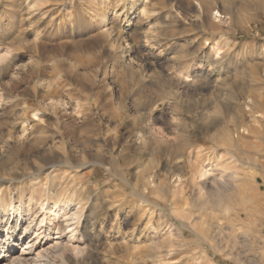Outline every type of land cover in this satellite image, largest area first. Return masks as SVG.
<instances>
[{"label": "rangeland", "instance_id": "rangeland-1", "mask_svg": "<svg viewBox=\"0 0 264 264\" xmlns=\"http://www.w3.org/2000/svg\"><path fill=\"white\" fill-rule=\"evenodd\" d=\"M140 5L0 0V50L16 56L0 76V174L59 165L7 182L1 197L39 201L55 179L80 208L88 250L70 264H264V0H149V21ZM118 40L131 46L132 70L110 44ZM170 74L208 83L187 88ZM253 114L259 127L243 132ZM147 123L191 144L178 148L180 163L173 142L136 143ZM150 181L163 183L161 195ZM53 232L37 244L51 245ZM59 256L44 259L62 264Z\"/></svg>", "mask_w": 264, "mask_h": 264}, {"label": "bare ground", "instance_id": "bare-ground-1", "mask_svg": "<svg viewBox=\"0 0 264 264\" xmlns=\"http://www.w3.org/2000/svg\"><path fill=\"white\" fill-rule=\"evenodd\" d=\"M150 5H153V4H151V2H150ZM200 8H202V6H200ZM151 11H152V13H154L153 12L154 9L151 10V8L149 7V0H141L140 13H139L140 18L143 17V19H144L146 17L144 20L149 21L150 18L152 17L151 15H153V14H151ZM217 14H219V12H217ZM198 16L199 17L201 16V9H198ZM198 27H200V25ZM146 35H145V37H147ZM119 37L122 38L121 36H119ZM151 39H147V41H146L145 44H148L149 43L152 46L153 45L155 46L157 44V42L156 43H152L154 40H151ZM145 40H146V38H145ZM115 41H117V40H115ZM125 41L127 43V40H125ZM125 41H122V43H120L119 40H118L117 43H114L113 42V43H110V44L113 45V47H115L117 50L119 49V51L122 53V55L119 58L122 59L123 66L126 69H128V70L129 69L132 70L134 68V65H133L134 58L133 57H130L129 58V61L128 62L126 61L127 60L126 59L127 58L126 57L127 56L126 54L130 51L131 46L130 47H125L127 45L126 44L124 46V43L123 42H125ZM2 52L3 51L0 50V76H1L2 73H4L5 71H7L11 67L12 62L14 61V59L16 57L14 55H10L9 54L10 51H8V53H2ZM128 56H132V55H128ZM117 58H118V55H117ZM174 68H173V70H174ZM139 74L141 76V79H143L144 82L149 81V80H147V78L149 79V77H147V73H146V71H145L144 68L141 67V69L139 71ZM170 76H171V74H170ZM187 76H189V75H187ZM172 78H176L177 79L176 80V83L174 82L175 84H177V81H180L181 83H185L187 85V88L188 87H191L194 84L196 85V83L198 81H200V78H204L206 80L205 82H203L204 85H206L208 83L207 82L208 76L207 75H204V74H195L193 76L192 82H190V83L187 82V80H183V77L182 76H179V75H175V77L172 75L170 79H172ZM164 79H165V77H164ZM166 80H167V78H166ZM151 82H153V81H151ZM170 83H169V85H170ZM197 84H199V83H197ZM180 85H182V84H180ZM173 86H174V84H173ZM196 86H198V85H196ZM169 89L171 90V88H169ZM179 95H180V93H179ZM180 97H181V95H180ZM1 100H2V94H1ZM58 103H62V101L59 100ZM78 105H77V107H78ZM77 107H76V105L74 106V108H73L74 113L76 115H80L81 113H80V111H78V108ZM252 117L254 118L252 120V123L251 124H248V126L246 128H244V131L243 132L247 131V133H249L251 131L256 130L259 127L260 122L256 118L261 117V115L260 114H257V115L256 114H253ZM208 118H210V117H208ZM205 122H206V119H205ZM145 124H146V122H145ZM212 124H213V122H212ZM145 127H147V130L146 131H138V132H135L134 133V134L137 133L136 143L139 146L140 145L141 146H145V144L149 140H154V139L155 140L158 139V141L162 140L165 143H171V144L173 142V145H172V149L174 151L173 154H176L178 148L181 149L182 147L187 146L186 141H180V143H177L176 142L174 144V140L173 141L172 140L170 141L169 138H168L169 135L167 133L165 134L162 131L163 128H162V130L159 128L160 126L159 127H156L154 125H151V123H149V124L147 123V126H145ZM139 129H141V127ZM175 129H174V131H175ZM207 129H208V127H207ZM172 131H173V129H172ZM178 132L181 133L180 131H178ZM174 133H176V132H174ZM174 136H177V135H174ZM173 138H176V137H173L172 136V139ZM184 138H185V136H184ZM176 140H178V142H179V140H182V139H179L178 138ZM189 140H190V138H189ZM233 140L234 139L232 138V136L229 134V132H227L226 135H225V141L226 142H224V144L227 143V144L231 145L232 143H234ZM240 141H243V140L240 139ZM189 145H191V144H189ZM227 147H230V146H227ZM167 155H168V153H167ZM61 158H62L61 161L62 160L64 161V159H65V162L64 163L66 165H63L64 167L65 166L73 167L72 165H69V162L67 161V159L65 157L62 156ZM174 159L176 160V163H180L181 162L180 159H182V157H181V155L179 156V155L176 154L175 157H174ZM57 161H60V160H57ZM51 162H53V161H51ZM49 163L50 162L48 160H45V164H49ZM58 163H60V162H58ZM161 165H163V164H161ZM5 166L8 167V168L3 169V172L0 174V258H1V254L5 253V257L7 259H4V260L1 259L0 260V264H56V263H53V262L51 263V262H49V261H47V260L44 259V258L47 257V254H53V255H56V257H57V255H60L61 256V259H62V264H70V260H71L72 257L73 258L75 257L76 259H78V257H81L82 259H80V260L81 261H84L85 258H86V256L88 255V250H87V248L84 247L85 240H81V238H80V235L82 234V232H81V230L79 228V225H81L80 223H81V218H82L81 215H80V208L77 207L78 206L77 203L74 202L71 198H65L64 197L65 194H60L62 192H60L61 190L58 189L57 183H56V180L55 179H51V181L49 183L47 181V183L44 184V185H46V188L49 186L48 187L49 188L48 189L49 194L48 195L45 194L43 196H40V199L41 200H39V201H37V199L36 200L34 199L33 194H30V196L27 198V200H24L23 198H21V200L19 199L18 202H15L14 201L15 200L14 197H11L10 200H7L6 198H2L1 197L2 189H3L4 185L7 184V182H10L13 185H17V183L19 181H23V180H25L27 178H30L34 182V180H36V179L39 180V177L41 176L40 174L41 173L43 174L42 170L44 168H47V167L53 168V167H56V166H59V165H52L51 164V165H5ZM2 168H4V166H2ZM208 173H209V171L207 169L205 170L203 167H197L195 176H198V178L199 177L202 178V177L207 176ZM57 176H55V178H57ZM38 182H40V181H38ZM38 182H37V185H38ZM40 183H42V182H40ZM149 183H150V186L152 184L153 190L156 193H160L159 195H161V193L163 192V189H162V184L163 183L162 184L161 183H158V182L157 183H155V182L153 183V181L152 182L150 181ZM34 185H35V183H34ZM31 186H33V184ZM38 186L40 187V185H38ZM39 187H37V188H39ZM175 191H177V190H175ZM180 193H182V192H180ZM174 194L176 195V192ZM172 196H173V194H172ZM21 197H23V195ZM25 197H26V195H25ZM41 197H43V198H41ZM31 231H35L34 232V235H33L34 236L33 239H32V236H30V233H29ZM51 231H54L53 232V235H55L54 242L51 245H49L48 247H46V248H44L45 246L43 247L42 245H38L37 242H38V240H39L40 237H42L41 239H44V238L49 239L51 237V235H52L51 234ZM4 233H5V235H2ZM86 238H88V236ZM89 239H90V237H89ZM18 244H21L20 245L21 246V250L19 251L20 254H18V256H17L16 254H12V253H13V251L15 249V245H18ZM60 256H59V258H60ZM75 262H77V261H75ZM89 263H91V262H89Z\"/></svg>", "mask_w": 264, "mask_h": 264}]
</instances>
